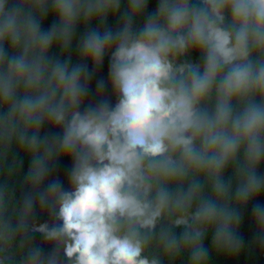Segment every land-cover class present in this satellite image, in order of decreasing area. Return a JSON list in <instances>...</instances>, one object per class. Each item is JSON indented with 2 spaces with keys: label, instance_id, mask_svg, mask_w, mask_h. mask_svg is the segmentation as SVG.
Masks as SVG:
<instances>
[{
  "label": "clouds",
  "instance_id": "9594fccd",
  "mask_svg": "<svg viewBox=\"0 0 264 264\" xmlns=\"http://www.w3.org/2000/svg\"><path fill=\"white\" fill-rule=\"evenodd\" d=\"M259 199L264 0H0V264L264 255Z\"/></svg>",
  "mask_w": 264,
  "mask_h": 264
},
{
  "label": "trees",
  "instance_id": "16d2710c",
  "mask_svg": "<svg viewBox=\"0 0 264 264\" xmlns=\"http://www.w3.org/2000/svg\"><path fill=\"white\" fill-rule=\"evenodd\" d=\"M50 25H46L48 27ZM106 71V68H105ZM67 167V162H65V168ZM63 171V170H62ZM257 203H260L264 205V199H259L255 201ZM246 215H251V203L248 205V209L246 212ZM242 235L244 236L245 241L247 242L251 237V232L247 229L243 230ZM211 264H264V255H261L259 250L257 249L255 253L251 254L247 258H241L239 261H232L229 259H226L223 256H213L211 260Z\"/></svg>",
  "mask_w": 264,
  "mask_h": 264
}]
</instances>
